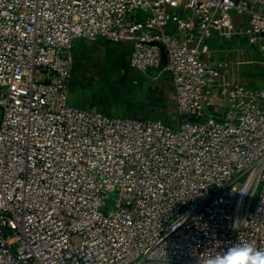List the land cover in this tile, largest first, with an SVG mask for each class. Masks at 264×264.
<instances>
[{"label": "built area", "instance_id": "obj_1", "mask_svg": "<svg viewBox=\"0 0 264 264\" xmlns=\"http://www.w3.org/2000/svg\"><path fill=\"white\" fill-rule=\"evenodd\" d=\"M245 17L256 60L264 0H0V264L264 251V83L223 77L208 45ZM80 40L129 44L131 69L167 73L177 125L71 107Z\"/></svg>", "mask_w": 264, "mask_h": 264}, {"label": "rangeland", "instance_id": "obj_2", "mask_svg": "<svg viewBox=\"0 0 264 264\" xmlns=\"http://www.w3.org/2000/svg\"><path fill=\"white\" fill-rule=\"evenodd\" d=\"M239 19L243 18H234L236 36L230 39L226 38L221 40L214 35L212 40L208 41L209 47L212 50L215 49L218 51L213 54V60H219L218 58L220 57V54L225 51L231 52L233 48L243 46H247L248 54L250 56V50L247 45V38L245 35L248 18L245 17L243 19V26H236V20L239 22ZM239 39L241 42L238 41ZM109 48V52L105 54L102 53L104 54L103 56H107L106 58L103 57V60H106L104 61V65L94 68L93 70L85 67L81 68L78 66L77 57L74 58L73 64L76 69L73 72L70 82L68 103L71 107L80 110L100 111L111 117H134L135 115H141L137 113L142 112L145 101L144 94H142L141 90H138V87L140 89L144 88L145 90L148 86L158 85L159 81L152 83L149 78L140 77L136 74L127 75L126 78L119 77L122 72V68L116 66L114 63L117 61L116 55H118V52H116L113 47ZM101 52L102 50H99V53L90 56V61H100ZM262 56H264L262 53L257 52L255 57L256 60L262 61L260 62L261 64L264 63V57ZM85 66L88 67L89 65L85 64ZM258 68L259 73H261L264 77V66H259ZM156 72V69H150L149 75L151 77L153 75L155 76ZM156 118L157 117L151 116L146 119ZM176 122L177 119L175 122L171 121L168 125L176 126ZM109 209L108 204H106L101 209V212L107 213Z\"/></svg>", "mask_w": 264, "mask_h": 264}, {"label": "crops", "instance_id": "obj_3", "mask_svg": "<svg viewBox=\"0 0 264 264\" xmlns=\"http://www.w3.org/2000/svg\"><path fill=\"white\" fill-rule=\"evenodd\" d=\"M243 19H239L240 20L239 22L238 20H236L237 21L236 26H243L244 25ZM247 28L248 27L245 28V31L247 30ZM109 47H113L114 50L118 52V55H116L117 63L116 62L114 63L116 64V66L122 68V72L120 73L119 77L126 78L127 75L136 74L137 76L140 77L149 78L152 83L159 81L158 85L148 86L147 88H145V90L144 88L140 89L138 87V90L139 91L141 90L142 94H144V101H145L144 107L142 112L137 113L141 115H135L134 117H129V118L146 119L153 116V117H157L154 120H159L166 124H170L171 121L175 122L176 121L175 95H174L173 84L170 76L167 73H163L159 78H156L158 71L156 72L155 76L153 75L151 77L149 75V71L147 72V74H141L131 69L128 65V60L130 55L129 44H111V43L109 44L108 42H105L103 40L97 42H85L81 40L76 41L73 45V52H72L73 61L74 58L77 57L78 66H80L81 68L85 67L87 69L93 70L94 68L104 65V61L106 60L103 59L106 58L107 56H103V55L110 51L108 50L110 49ZM99 50L100 51L102 50L101 57L99 59L101 62L100 61L95 62L96 61L95 59H94L95 61H90V56L99 53ZM218 59L220 61H226L228 63L227 68H225L222 72L223 77L237 81L240 84L250 88L260 87L263 85L264 77L261 73H259L258 67L264 66V63L261 64L260 62L262 61L260 60H253L248 54L247 46L233 48L231 52L225 51L222 54H220V57ZM85 64L89 66L86 67ZM75 69L76 68L73 67V72ZM140 116L141 117L144 116V117L141 118Z\"/></svg>", "mask_w": 264, "mask_h": 264}, {"label": "clouds", "instance_id": "obj_4", "mask_svg": "<svg viewBox=\"0 0 264 264\" xmlns=\"http://www.w3.org/2000/svg\"><path fill=\"white\" fill-rule=\"evenodd\" d=\"M205 264H264V251L250 242H241L227 248L223 254L208 258Z\"/></svg>", "mask_w": 264, "mask_h": 264}, {"label": "water", "instance_id": "obj_5", "mask_svg": "<svg viewBox=\"0 0 264 264\" xmlns=\"http://www.w3.org/2000/svg\"><path fill=\"white\" fill-rule=\"evenodd\" d=\"M1 116H2V112H1V110H0V120H1Z\"/></svg>", "mask_w": 264, "mask_h": 264}, {"label": "trees", "instance_id": "obj_6", "mask_svg": "<svg viewBox=\"0 0 264 264\" xmlns=\"http://www.w3.org/2000/svg\"><path fill=\"white\" fill-rule=\"evenodd\" d=\"M74 67V66H73Z\"/></svg>", "mask_w": 264, "mask_h": 264}]
</instances>
